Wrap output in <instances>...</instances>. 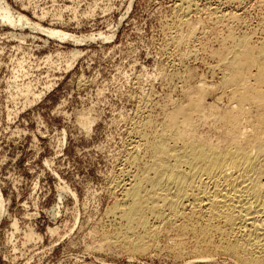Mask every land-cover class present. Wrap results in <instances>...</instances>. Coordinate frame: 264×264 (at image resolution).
Here are the masks:
<instances>
[{
	"label": "rangeland",
	"instance_id": "obj_1",
	"mask_svg": "<svg viewBox=\"0 0 264 264\" xmlns=\"http://www.w3.org/2000/svg\"><path fill=\"white\" fill-rule=\"evenodd\" d=\"M174 1L0 0V264H234L190 237L164 233L135 253L104 236L117 194L109 184L144 141L130 132L145 121L158 132L185 89L200 84L204 103L224 108L232 95L219 85L218 54L227 28L249 34L256 51L264 39L261 0H197L192 27L175 19ZM215 6L228 17L210 13ZM255 71L247 68V84Z\"/></svg>",
	"mask_w": 264,
	"mask_h": 264
},
{
	"label": "bare ground",
	"instance_id": "obj_2",
	"mask_svg": "<svg viewBox=\"0 0 264 264\" xmlns=\"http://www.w3.org/2000/svg\"><path fill=\"white\" fill-rule=\"evenodd\" d=\"M198 4L197 0H175L174 8L180 11L175 19L189 23L187 15L201 9ZM218 7H209L210 13L224 16ZM2 10L4 19L15 22L10 11ZM18 21H24L23 17ZM58 31L51 34L68 37ZM227 31L223 49L218 51L219 85L230 89L232 99L224 108H216L214 102L204 103L208 86L186 87L185 101L164 114L158 132V128L156 133L147 132L148 121L130 132L144 141L141 146L132 143L127 150L126 162L135 170L126 168L120 179L109 184L111 194H117L106 210L112 221L109 230L103 228L107 241L136 253L153 248L154 239L166 233L179 239L190 237L196 246L212 255L222 254L234 264H264V39L256 51L249 34ZM190 32L172 36L173 44L190 37ZM249 66L256 67L253 73L259 80L253 85L246 81ZM206 125L212 133L202 129Z\"/></svg>",
	"mask_w": 264,
	"mask_h": 264
}]
</instances>
